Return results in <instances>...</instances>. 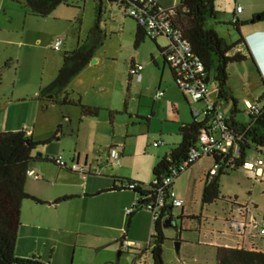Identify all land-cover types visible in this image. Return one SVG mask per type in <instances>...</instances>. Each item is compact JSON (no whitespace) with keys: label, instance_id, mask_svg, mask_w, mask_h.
<instances>
[{"label":"rangeland","instance_id":"obj_1","mask_svg":"<svg viewBox=\"0 0 264 264\" xmlns=\"http://www.w3.org/2000/svg\"><path fill=\"white\" fill-rule=\"evenodd\" d=\"M66 1L67 5L57 7L51 15L45 18H39L31 16L22 6L12 0H0V130L4 129L6 125L3 124L8 123V118L15 115L21 120V127L26 126V128L23 127L26 131L33 132L32 140L34 142L50 139L48 144L36 147L32 153L34 156L36 153L45 154L57 143H60L51 139L58 128L55 125L56 122H59V127L64 132L70 128H76L78 125L84 129L85 123H89L91 132L98 127L97 139L108 144L104 149L110 145L118 146V149H121L125 144V159H128V163L122 166L123 172L125 174L137 173L140 178H146V182L143 184L148 186L152 181L151 169H149L150 156L157 150L153 147V142H158L161 130L165 131L164 133L172 130L171 133L176 134L177 125L171 120L184 119L186 122H190L189 109L191 106L182 100L180 92L172 82L169 68L166 65L162 66V59L153 40L145 37L137 48L134 47L136 23L125 16L124 9L119 4L120 0L114 2H108V0ZM214 5L217 12L216 19L209 20L207 27L213 29L229 43L235 42L239 37L231 24L232 15L237 5L241 6L243 10L238 16L239 20L248 22L247 25L240 27L242 35L255 29H264V21L251 23L253 16L264 12V0H215ZM99 8L102 11L100 29L103 33V45L95 55L100 58L101 62L90 64L88 68L90 70H86L82 77H86V79L90 77L94 80L102 78L107 84V89H104L96 97L101 106L96 119L79 118L81 123L78 121L69 123L63 117H67L68 113L79 115V110L59 105L62 95H55L54 102L47 101L46 111L41 110V104L36 100V95L45 90L56 78L61 66L62 54L65 51L63 49L58 52L53 50L54 39L66 34L71 44L78 35L81 36V40H84L93 28ZM65 28L68 30L67 33L63 30ZM61 30L63 31L58 33ZM252 41L254 45L255 43L260 44L262 40L253 39ZM156 44L164 45L166 40L157 38ZM260 49L256 47L257 58L261 60L260 68H263L264 49ZM237 51L246 54L245 50L237 49ZM131 61L143 67L142 83L131 81L128 91V70ZM227 73L226 89L237 102L238 112L235 120L245 124L248 122L245 101L251 104L256 102L264 91L262 80L249 58L240 63L229 64ZM141 84H145L144 91L149 97L139 103L135 88ZM158 85L161 86V90L171 88L172 91H175L183 102L180 114L176 115L171 110L166 99H162L161 103H164L162 109H157L159 102L152 98H154ZM208 91L207 100L215 104L217 90L212 79L208 82ZM46 97L53 96L49 94ZM18 98H23V101L18 102ZM262 104L264 102L260 105ZM231 106L230 102L220 101L217 108L225 117H228ZM137 111L145 114L146 117L150 116L151 112L154 115L148 119H136L134 114ZM110 112H113L111 116ZM70 140L71 138L68 136H63L60 143V145H66L65 152L59 153L64 160L69 157L68 151H79L78 148L81 146L76 148ZM178 140L180 141L179 137ZM171 144V142H167V146H160L159 149H171L174 147ZM88 148H90L89 145ZM104 149H98V154L93 155L95 162L98 161V156L101 159L105 157ZM248 159H261L263 173L252 178L244 170L238 169L222 175L219 178L220 199L202 210L198 205V188L200 186L198 178L203 168L210 167V160H202L201 168L197 166L194 171L188 169L173 182L172 189L177 194V198L185 201L186 209L184 210L187 213L201 215L202 218L200 225L197 220L180 219L181 208H172V217L176 223L173 228H162L165 238L162 245L163 264H215L213 244L217 241L211 232L227 233L221 238L222 244L231 245L237 241V238L230 234L228 224L225 222L233 207L232 203L235 202L242 205L247 203L251 209L247 214V221L248 223L252 222L253 226L249 225L245 235L258 233L257 226L264 215V151L261 154L250 151ZM110 164L111 160L108 161V166ZM104 165L107 166L106 163ZM108 166L107 171L110 170ZM92 168L96 167L92 166ZM151 219V213L141 209L131 217V223L127 228L126 221L121 222L116 217L112 224L116 229L110 231L108 239L100 243L99 246L85 250L76 249L73 258L69 257L65 260L55 258L50 263L132 264L134 254H139L147 248L151 234ZM144 221H146L147 229H145ZM122 234H127V241L138 244L141 250L132 252L123 249L119 242ZM177 242L180 243L178 252L175 250ZM255 242L258 248L264 246V240L260 236ZM140 264H153L149 251L145 256H142Z\"/></svg>","mask_w":264,"mask_h":264},{"label":"trees","instance_id":"obj_2","mask_svg":"<svg viewBox=\"0 0 264 264\" xmlns=\"http://www.w3.org/2000/svg\"><path fill=\"white\" fill-rule=\"evenodd\" d=\"M12 1L22 6L31 16L39 18H45L51 15L60 5H67L66 0ZM214 1L172 0L167 6H163L159 2L152 1L151 3L153 4L151 12L163 11L169 19L171 26L188 43L193 54L202 65L206 81L209 82L212 79L215 83L217 101L214 107L217 108L218 102L220 101L230 102L232 104L229 116L225 117V122L233 137V145L236 147L235 157L231 153L225 156L211 157L216 163L222 161L223 166L218 169L215 176H205L200 196L201 210L220 199L219 178L222 175L242 169L244 161L249 160L248 153L250 151H255L259 154L264 151V104L260 105L264 102V91L254 103L260 106L259 112L257 114H249L246 110L248 122L243 124L235 120L238 112L237 102L226 89L228 65L243 62L248 58L255 65L262 80L261 73L247 45L246 38L248 35H242L240 32V27L247 25L248 22L240 21L238 18L240 14L236 15L234 11L231 24L234 26L239 37L235 42H227L213 29L207 27L209 20L216 19L217 12ZM122 7L125 9L124 5ZM100 15L101 9L99 8L93 28L88 32L85 40L80 42L73 51L63 52L61 66L58 69L56 78L45 90L36 96V100L41 104L40 108L42 111H46L47 108V101L44 100V97L49 94L55 97V95L62 93L70 81L93 59L96 50L103 45ZM258 15L260 16L259 20H255L257 15L253 16L251 23L254 24L264 21V12ZM136 25L137 29L134 36L135 48L143 42L145 37L152 39L153 42L155 41L156 38H151L144 28L140 27L137 23ZM237 49L245 50L246 54H242ZM160 52L164 59L163 50ZM170 70L173 78V71L171 68ZM262 83L264 86L263 80ZM51 102H54V99ZM59 105L79 109L81 118H96L99 113V108L84 105L79 96L73 95L72 93H64L62 100L59 101ZM112 114L113 112H110V116ZM190 114L192 117L191 123L182 125L178 129L180 142L171 148L152 167V181L148 186L127 179H115V183L117 184L113 185L110 189L111 191L127 190L133 192L137 197L131 207V212L126 214L127 228L135 212L141 209L147 210L148 207L152 206L149 202L157 197L158 192H161L164 196L163 205L157 209V219L152 221V232L147 248L139 254H134L132 264H140L142 256H145L147 251H149V256L153 264H163L162 245L165 238L162 231V222L164 219L172 217V207L167 203V191L171 186H164L163 180L167 177L171 169L177 168L187 159L190 151L198 147L200 132L202 130H210L209 118L206 117L199 121L192 115L191 111ZM59 130L60 127L56 129V132L58 133ZM27 140L29 141L28 144ZM49 142L50 139L34 142L31 136L27 135L24 130L0 132V264H42L34 257L30 259L17 257L15 254V242L20 225L19 217L22 203L24 201H30L35 204H42L39 199L29 195L25 191V183L28 178L27 171L31 162H50L47 157H43L40 153H36L34 156L32 155L36 147L46 145ZM193 165H190L189 168ZM131 185H133L132 188H130ZM68 199L69 197H65L61 200ZM232 204V206L236 205V203ZM151 208H154V206ZM179 218H188L197 221L201 219L200 216L183 217L182 214H180ZM249 225L253 226L252 222L247 224V229ZM258 237L259 235L257 233L249 236L244 235L240 239H237V245L233 247L215 245V264H264V246L258 248L255 242ZM260 238L264 240L263 237L260 236ZM123 240H125L124 235L119 240L120 244Z\"/></svg>","mask_w":264,"mask_h":264},{"label":"crops","instance_id":"obj_3","mask_svg":"<svg viewBox=\"0 0 264 264\" xmlns=\"http://www.w3.org/2000/svg\"><path fill=\"white\" fill-rule=\"evenodd\" d=\"M114 1L116 0H108V2ZM152 1L159 2L163 6H167L172 0ZM119 4L121 6L123 5L121 0ZM63 30H65L66 33L68 32L67 28ZM63 30L58 33H61ZM247 35L250 37L259 36V39L264 41V29H255L249 32ZM63 36L65 37V39L61 49H63V51L65 52L73 51L80 44V42L83 41L81 40V36L78 35L76 37V40H74L71 44L67 35L65 34ZM156 39L154 41V44L158 50L159 56L162 59V66L166 65L168 67V65L164 62V59L160 52L161 50L167 47L168 40L164 38L166 40V44L159 45L156 44ZM95 54L93 56V59L96 58L95 63L99 64L101 62L100 58H98ZM132 64H135V62H130L129 69ZM154 65L157 66L156 62H154ZM89 66L90 62L70 81L65 90L58 95H62L63 97L64 93H72L73 95L79 96L81 102L84 105L101 108L96 97L98 96V94L103 92L104 89H107V84L102 78L94 80L90 77L88 79H86V77H82L86 70H90L88 69ZM170 74L172 77L171 70ZM131 81L137 83L133 78L130 77L129 79L128 70V91L130 89ZM140 83H142V77L141 81L138 84ZM174 86L177 88L175 84ZM145 89V84H141L140 86L137 85L135 88V92L136 94H138L139 103L142 100H147V97H149L148 95H146L144 91ZM177 90L179 91L178 88ZM158 91L163 92L162 98L159 100L152 98V100L154 99L155 101L159 102L157 105V109H162V106L164 105V103H161L162 99H166V103L167 105L171 106V110L176 115L180 114L181 110L183 109V102L179 99L175 91H172L171 88L161 90L160 85L157 86L154 95ZM180 94L182 96V100L189 106V103L181 92ZM45 97L44 100L46 101H52L54 99V96L51 98ZM18 99V102L23 101V98ZM153 115L154 113L151 112L150 116L148 117L150 118ZM189 115L191 117L190 109ZM134 117L136 119L141 120L148 119L145 114H141L139 111L134 114ZM63 118L69 123H73L74 121H78V123H81V120H79V118L84 120L96 119L88 117L81 118L80 113L79 115L74 113H68V116ZM191 121L192 117L190 122H186V120L184 119L179 121L171 120V122H175V124L177 125L176 134L171 133L172 130L166 133H164L165 131L163 130L160 131V139L158 140V142H161L163 144H160L158 146L153 145V147L157 150L152 152L153 154L150 156L151 162L149 164V169H152L154 164H156L163 156H165L170 151V149H159L160 146H167V142H171V145L175 147L180 142L178 140L179 127L185 124H190ZM20 124L21 120L19 119V117L13 115L8 118L7 124H3L6 126H4V129L0 130V132L24 130L26 134L31 136L32 138L33 132H31L30 130L26 131V126H23L25 127L23 128L20 126ZM85 124L86 125L84 129H81V127L78 125V127L76 128L73 127L68 129L67 131L65 130L66 132H64L60 127L59 132L57 133L55 130L51 138L54 142L59 141L61 143L63 136H68L69 138H71V144H74L76 148L81 145L80 148H78L79 151H68V153L70 154L67 160H64L63 158L62 159L67 164L71 162H77L78 164L85 165L87 168V174L85 178H82L78 174L73 173L69 170L60 169L52 162H34L33 164H29L28 171H32L35 175L39 177V179L35 180L31 177H28L25 183V191L29 195L39 199L42 204H35L30 201H24L21 205L19 217L20 225L17 231V238L15 242V254L17 257L22 259H30L34 257L43 264H51L50 261L52 259L54 260L55 258L63 260L68 259L69 257L73 258V256H75L76 254V249L85 250L99 246L100 243L108 239V233L116 229L114 226H112L114 220H116V217H118V220L121 222L126 221L125 212L127 209H130L132 207L133 203L137 199L136 195L133 194V192L127 190L111 191L110 189L113 187V185L117 184L115 183V179H127L141 184L146 182V178H140L137 173L132 174L131 172L129 174H125V172H123L122 166L128 163V159H125V144L122 145L121 149H118V146L114 147L112 145L104 149V147L108 144L97 139L98 127L94 128L91 132V129H89L90 125H88L89 123ZM55 125L59 127V122H56ZM34 127L35 123L33 129ZM63 132L67 134L65 135ZM38 142H40V140ZM60 143H57V145L53 146L52 149L45 152V154H42L43 157H62L61 155H59V153L65 152L64 149H66V145H60ZM154 143L157 142H153V144ZM88 145L90 146V148H88ZM113 148H116L119 151L120 162L118 165H113L111 162L110 166H108V161L110 160L108 157V153ZM98 149L105 150V157L101 159L98 156V161L96 160L95 162L93 155L96 153L98 154ZM204 159L210 160L211 162L210 167L208 169L205 167L200 171V175L198 178L200 184L198 188V205H200V196L204 179L208 171L212 167L213 160L210 157H203L189 168L193 171L195 170L194 168L197 166L201 168L200 164L201 161ZM103 161L108 167H110V170L107 171V166L104 165ZM92 166L96 168L93 169ZM112 168L117 169L114 170ZM176 195L177 194H175V196ZM65 197H69V199L61 200ZM181 200L183 201V206L181 207L180 214H182L183 217H197V214L187 213L184 210L186 209L184 206L185 201L183 199ZM199 216L201 217V215ZM197 223L200 225V221H197ZM146 225V221H144L145 229H147ZM150 229L152 232V219ZM211 234L214 235V239L217 241L215 244H213V248L215 245H224L230 247L237 245V241L231 245L221 243V238L225 234H227L226 232L217 233L212 231ZM228 236L233 238L229 234ZM124 239L127 240V234H124Z\"/></svg>","mask_w":264,"mask_h":264},{"label":"built area","instance_id":"obj_4","mask_svg":"<svg viewBox=\"0 0 264 264\" xmlns=\"http://www.w3.org/2000/svg\"><path fill=\"white\" fill-rule=\"evenodd\" d=\"M154 2V1H153ZM152 0H123L122 4L125 6L124 13L127 17L134 20L140 27L147 31L151 38L164 37L168 40V45L163 49V56L166 64L173 71V80L179 91L190 104V111L194 117L199 121L204 118L210 119V130H202L198 137V147L188 153L187 159L177 168L171 169L169 174L163 180L164 186H171L167 191V203L172 208H181L183 201L177 198L172 190V184L175 179L190 165L195 164L203 157L225 156L232 154L235 157L236 147L233 145V137L227 128L225 116L218 108L214 107V103L207 100L208 95V81L203 73L202 65L193 54L190 46L185 42L179 32L175 30L169 19L163 11L152 13ZM242 7L237 5L235 7L236 15L242 13ZM65 37L63 35L57 36L52 48L54 51H60ZM143 67L138 64H133L129 69V75L137 83L141 81V72ZM163 96V92L158 91L154 95V99L159 100ZM246 110L249 114H257L260 106L245 102ZM163 144L161 142L154 143V146ZM108 157L113 165H118L120 162V153L116 148L109 151ZM50 162L55 164L60 169L69 170L85 178L87 168L85 165L77 162L66 163L62 157H50ZM223 166V162L213 161L212 167L207 175L215 176L218 169ZM263 161L261 159L246 160L242 165V170L248 173L252 178H256L262 174ZM27 176L35 180L39 177L32 171H27ZM133 185L130 186L132 188ZM164 196L161 192L157 193V197L149 202L152 206L147 208L152 215V221L157 219V209L163 205ZM249 205L236 204L232 207L226 223L229 227V232L235 238L240 239L245 235L247 229V214L250 212ZM131 212V208L126 210V214ZM258 235L264 238V220L258 224ZM123 249L132 252L140 251L141 247L127 240L121 243Z\"/></svg>","mask_w":264,"mask_h":264},{"label":"water","instance_id":"obj_5","mask_svg":"<svg viewBox=\"0 0 264 264\" xmlns=\"http://www.w3.org/2000/svg\"><path fill=\"white\" fill-rule=\"evenodd\" d=\"M259 18H260V16L257 15V16L255 17V20H259ZM253 39H259V36L249 37L248 40H247V41H248V44H249V46H250V48H251L252 51H253V54H254L255 56H257V50H256V47H258L259 49H260V47H261L260 50L264 49V41L262 40L260 44H259V43H255V44L253 45V41H252ZM260 45H261V46H260ZM258 59H259V58H258ZM259 60H260V59H259ZM260 62H261V60H260ZM94 63H95V60L92 59V60L90 61V64H94ZM50 98H51V97H50ZM28 143H29V141L27 140V144H28ZM175 223H176V220H175L173 217L166 218V219H164L163 222H162V228H173L174 225H175ZM179 245H180L179 242L175 243V250H176V252H178V250H179Z\"/></svg>","mask_w":264,"mask_h":264},{"label":"clouds","instance_id":"obj_6","mask_svg":"<svg viewBox=\"0 0 264 264\" xmlns=\"http://www.w3.org/2000/svg\"><path fill=\"white\" fill-rule=\"evenodd\" d=\"M249 37H250V36H248V37L246 38V41L248 40ZM247 45H248V47H249V49H250V51H251V54H252V56H253V59L255 60L256 65H257V67H258V69H259V71H260V73H261L262 80L264 81V66H263V68H260V66H261V62H260V60L257 58V56H255V55L253 54V51H252V49L250 48V46H249V44H248V41H247Z\"/></svg>","mask_w":264,"mask_h":264}]
</instances>
